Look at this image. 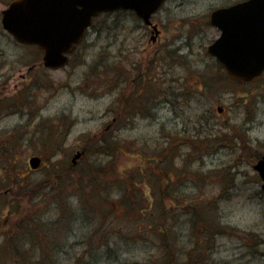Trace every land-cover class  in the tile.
Wrapping results in <instances>:
<instances>
[{
	"label": "rangeland",
	"instance_id": "1",
	"mask_svg": "<svg viewBox=\"0 0 264 264\" xmlns=\"http://www.w3.org/2000/svg\"><path fill=\"white\" fill-rule=\"evenodd\" d=\"M241 1L102 14L59 70L0 15V264H264V73L206 51Z\"/></svg>",
	"mask_w": 264,
	"mask_h": 264
},
{
	"label": "water",
	"instance_id": "2",
	"mask_svg": "<svg viewBox=\"0 0 264 264\" xmlns=\"http://www.w3.org/2000/svg\"><path fill=\"white\" fill-rule=\"evenodd\" d=\"M165 1L16 0L3 11L1 24L17 42L37 45L43 50L46 68L58 69L67 63L66 54L80 42L93 17L103 12L130 10L144 24L151 25V16ZM209 22L220 31V36L206 51L223 65L231 78L248 82L264 72V0H247L216 9L210 13ZM153 29L157 35V27ZM81 155L82 152H77L72 162L75 164ZM40 164L38 156L29 159L32 170ZM253 169L262 181L264 192V156Z\"/></svg>",
	"mask_w": 264,
	"mask_h": 264
},
{
	"label": "flooded vegetation",
	"instance_id": "3",
	"mask_svg": "<svg viewBox=\"0 0 264 264\" xmlns=\"http://www.w3.org/2000/svg\"><path fill=\"white\" fill-rule=\"evenodd\" d=\"M13 1H15V0H9V2L7 3V5H6V7L11 3V2H13ZM244 1H246V0H243V1H241V2H244ZM0 3H1V0H0ZM238 3V2H237ZM0 15H1V17H2V11L0 12ZM94 22H95V19H94ZM94 22H93V24H94ZM152 24L153 25H156V26H158L157 24H155L154 22H152ZM158 28V27H157ZM145 29L147 30V32L149 31V35H150V37H152L151 35H152V28L151 27H148V26H145ZM159 30V29H158ZM87 33V32H86ZM86 36V35H85ZM160 36H161V31L159 30V32H158V34H157V36H156V38L154 39V42H160V40H159V38H160ZM85 38V37H84ZM84 38H83V40H84ZM83 40H82V42H83ZM82 42H80L78 45H76V46H74V51L77 49V47L82 43ZM33 47H34V45H33ZM37 49H39L38 47H36ZM42 52V51H41ZM41 66V65H40ZM118 76V75H117ZM117 76H116V78H115V80L113 81V83H116L117 81ZM117 100V99H116ZM118 103H119V101L117 102V105H118ZM220 109H221V113L220 114H224V109L223 108H221L220 107ZM121 113V112H120ZM112 114H113V118L111 119V123H110V125H108L107 127H112V126H117L118 125V123H119V121H120V119H119V115L120 114H118V108H117V111H116V113H114V108L112 109ZM123 114V113H122ZM106 127V128H107Z\"/></svg>",
	"mask_w": 264,
	"mask_h": 264
},
{
	"label": "trees",
	"instance_id": "4",
	"mask_svg": "<svg viewBox=\"0 0 264 264\" xmlns=\"http://www.w3.org/2000/svg\"><path fill=\"white\" fill-rule=\"evenodd\" d=\"M220 67L222 68V66L220 65ZM223 69V68H222ZM226 74V73H225ZM226 79L227 80H230V81H232V82H236V81H234V80H232V79H230L229 77H228V75L226 74ZM237 83H239V82H237Z\"/></svg>",
	"mask_w": 264,
	"mask_h": 264
}]
</instances>
